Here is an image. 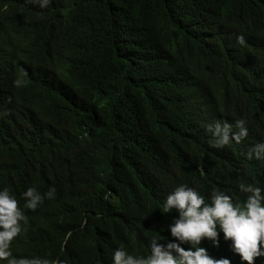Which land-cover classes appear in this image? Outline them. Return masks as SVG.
Masks as SVG:
<instances>
[{
	"label": "trees",
	"instance_id": "1",
	"mask_svg": "<svg viewBox=\"0 0 264 264\" xmlns=\"http://www.w3.org/2000/svg\"><path fill=\"white\" fill-rule=\"evenodd\" d=\"M241 118L264 139V0H0V189L21 208L55 189L24 209L17 259L107 264L153 221L171 242L180 184L242 204L264 175L206 131ZM218 238L199 246L241 264Z\"/></svg>",
	"mask_w": 264,
	"mask_h": 264
},
{
	"label": "clouds",
	"instance_id": "2",
	"mask_svg": "<svg viewBox=\"0 0 264 264\" xmlns=\"http://www.w3.org/2000/svg\"><path fill=\"white\" fill-rule=\"evenodd\" d=\"M49 0H41V6ZM243 44V37H237ZM234 128V131H233ZM211 134V145L223 148L237 146L242 159L264 175V139L245 141L248 128L244 119L234 124L216 121L206 126ZM248 193L242 204L233 203L224 191L213 192L206 200L195 188L180 184L169 192L162 204L163 213L175 210L178 214L172 225L167 224L171 242L156 235L157 225L150 222L141 226L129 225L122 245L115 248L107 264H231L228 258H214L207 249L200 247L202 240L213 246L223 240L230 241V250L241 264H255L264 258V189L248 185ZM55 189L50 187L43 195L33 187L22 194L23 208L7 188L0 189V264H61L40 258L17 259L10 250L11 243L24 232L26 216L24 209L35 211L45 199H52ZM189 245L187 248L184 245Z\"/></svg>",
	"mask_w": 264,
	"mask_h": 264
},
{
	"label": "bare ground",
	"instance_id": "3",
	"mask_svg": "<svg viewBox=\"0 0 264 264\" xmlns=\"http://www.w3.org/2000/svg\"><path fill=\"white\" fill-rule=\"evenodd\" d=\"M129 40V39H128Z\"/></svg>",
	"mask_w": 264,
	"mask_h": 264
}]
</instances>
